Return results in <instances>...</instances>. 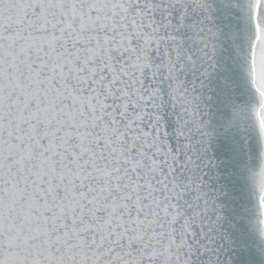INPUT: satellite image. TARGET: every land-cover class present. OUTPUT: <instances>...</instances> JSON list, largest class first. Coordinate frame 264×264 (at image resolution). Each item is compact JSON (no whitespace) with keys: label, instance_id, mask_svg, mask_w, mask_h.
Segmentation results:
<instances>
[{"label":"snow or ice","instance_id":"6c2138e0","mask_svg":"<svg viewBox=\"0 0 264 264\" xmlns=\"http://www.w3.org/2000/svg\"><path fill=\"white\" fill-rule=\"evenodd\" d=\"M0 264H264V0H0Z\"/></svg>","mask_w":264,"mask_h":264}]
</instances>
